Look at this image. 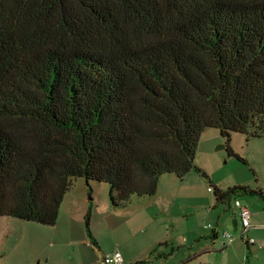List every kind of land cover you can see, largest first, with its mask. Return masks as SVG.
Returning a JSON list of instances; mask_svg holds the SVG:
<instances>
[{"label":"trees","instance_id":"1","mask_svg":"<svg viewBox=\"0 0 264 264\" xmlns=\"http://www.w3.org/2000/svg\"><path fill=\"white\" fill-rule=\"evenodd\" d=\"M208 127L238 158L232 132L264 134V0H0V216L53 225L75 177L113 206L208 177Z\"/></svg>","mask_w":264,"mask_h":264},{"label":"rangeland","instance_id":"2","mask_svg":"<svg viewBox=\"0 0 264 264\" xmlns=\"http://www.w3.org/2000/svg\"><path fill=\"white\" fill-rule=\"evenodd\" d=\"M225 142L218 128L204 129L194 163L208 177L195 170L182 179L163 174L154 195H133L123 206L111 204L106 183L75 177L53 225L1 215L0 264H98V247L117 250L121 259L125 252L129 259L144 260L138 264H264V134L231 133L229 145L244 161L219 147ZM211 184L224 190L248 186L262 194H235L218 202ZM235 200L251 212L255 243L247 246L235 237L223 247L221 234L236 236L240 230ZM88 207L94 244L88 243L83 221ZM214 229L218 236L212 240Z\"/></svg>","mask_w":264,"mask_h":264},{"label":"built area","instance_id":"3","mask_svg":"<svg viewBox=\"0 0 264 264\" xmlns=\"http://www.w3.org/2000/svg\"><path fill=\"white\" fill-rule=\"evenodd\" d=\"M209 189V188H208ZM235 206L238 210V215L240 219V230L239 233L234 236L229 232H223L221 234L224 239V243H229L234 240L235 237H241L246 240L247 243L253 244L255 240L253 237H249L247 235L248 228L251 225L250 222V210L246 205L241 204L238 200H235ZM121 255L117 250L110 251L101 256V264H120L121 263Z\"/></svg>","mask_w":264,"mask_h":264},{"label":"crops","instance_id":"4","mask_svg":"<svg viewBox=\"0 0 264 264\" xmlns=\"http://www.w3.org/2000/svg\"><path fill=\"white\" fill-rule=\"evenodd\" d=\"M195 165H198L197 163H196V160H195ZM188 174V173H187ZM190 174V173H189ZM161 176H163V175H161ZM184 178V177H183ZM250 222H251V214H250ZM252 230V231H251ZM254 231V228L252 229V222H251V225H250V227L248 228V231H247V235L250 237V232H253ZM92 234V233H91ZM217 236H218V232L214 229L213 231H212V233H211V238H212V240H215L216 238H217ZM92 237H93V235H92ZM252 237V236H251ZM244 240V242H245V244L247 245V246H250V243H247L246 242V240L245 239H243ZM95 241V240H94ZM88 243H89V241H88ZM95 243V242H94ZM230 243V242H229ZM222 244H223V247H225L228 243H224L223 241H222ZM254 244V243H253ZM97 247V246H96ZM100 252V258H99V260H98V264H101V256L103 255V254H106V253H108L107 251H102L101 250V248H97V252ZM154 253V248L153 249H151L150 251H149V254H153ZM159 253V252H158ZM161 255H163L164 256V254H158V256H161ZM199 254H195L193 257L194 258H196L197 256H198ZM193 258V259H194ZM124 264H138V263H141V262H143L144 260L143 259H136V260H132V259H129V253H125L124 252ZM123 259L121 260V263L120 264H122V262H123ZM181 264H183V263H181Z\"/></svg>","mask_w":264,"mask_h":264},{"label":"water","instance_id":"5","mask_svg":"<svg viewBox=\"0 0 264 264\" xmlns=\"http://www.w3.org/2000/svg\"><path fill=\"white\" fill-rule=\"evenodd\" d=\"M225 145H220L219 147H224Z\"/></svg>","mask_w":264,"mask_h":264}]
</instances>
